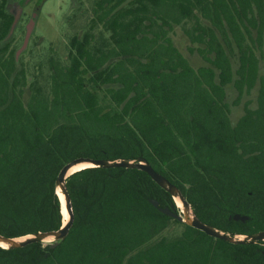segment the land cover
<instances>
[{
    "label": "trees",
    "instance_id": "obj_1",
    "mask_svg": "<svg viewBox=\"0 0 264 264\" xmlns=\"http://www.w3.org/2000/svg\"><path fill=\"white\" fill-rule=\"evenodd\" d=\"M9 1L0 0L2 237L61 228L55 179L79 158L143 159L202 223L231 235L264 231V0H95L87 31L68 39L67 63L50 48L32 76L24 52L15 59V36L4 40ZM174 26L208 66L181 55ZM229 84L237 100L257 87L256 107L247 102L235 125ZM65 187L73 215L65 239L0 247V264H264L263 241L230 244L183 223L180 237L158 239L176 220L149 200L178 209L142 170L88 167ZM235 214L248 220H229Z\"/></svg>",
    "mask_w": 264,
    "mask_h": 264
},
{
    "label": "rangeland",
    "instance_id": "obj_2",
    "mask_svg": "<svg viewBox=\"0 0 264 264\" xmlns=\"http://www.w3.org/2000/svg\"><path fill=\"white\" fill-rule=\"evenodd\" d=\"M94 0H31L29 4H23V0H10L8 2V8L11 10H20V15L18 20L19 24L12 36L16 38V45L21 48L23 44L24 35L26 32V27L33 20V30L30 34L28 47H33L32 54H28L24 49L21 54H23V60L26 64H30V74H36V69L33 64L38 62H45L46 55L49 54L50 48L53 53L59 58L61 63H67V51H68V39L74 35L78 34L81 36L84 34L89 25L90 17H92V7ZM40 6L39 15L32 11L33 6ZM12 13V11H10ZM36 13V12H35ZM13 14V13H12ZM189 25V24H187ZM100 27L97 28L96 33L100 31ZM255 34V33H254ZM109 33H104L103 37H107ZM169 38L172 40L174 46L181 52V55L189 62V64L194 68H200L203 66H208L206 62L202 60L199 53L190 50L192 46L188 39L183 33L181 26H174L172 31L169 33ZM237 56L238 52H233L231 56V62L233 70L237 67ZM259 75L264 78V39L262 44V57L259 58ZM31 76L29 81L31 82ZM238 90L229 84L226 87V102L230 106V119L231 123L235 125L243 113V108L247 102H249L252 108L256 107L255 96L257 87L248 92H243L241 94L240 100H237L239 94ZM177 207V205H176ZM178 213L180 209L177 207ZM183 224H176L173 220L168 222V226L163 230L158 239L164 238L166 240H172L174 238L180 237L183 231ZM54 239L50 238L48 241L43 242L41 245L45 247L49 245ZM264 242V241H263Z\"/></svg>",
    "mask_w": 264,
    "mask_h": 264
},
{
    "label": "water",
    "instance_id": "obj_3",
    "mask_svg": "<svg viewBox=\"0 0 264 264\" xmlns=\"http://www.w3.org/2000/svg\"><path fill=\"white\" fill-rule=\"evenodd\" d=\"M20 10L18 9V12L16 14H12L13 16V22L10 28V31L7 33L5 37V41L10 39L12 36L13 32L15 31L16 25L18 23V18L20 15ZM33 30V20H30V23L26 27V32L24 35L23 39V44L20 49H17L15 53V59L18 61L19 55L21 52L28 46L30 34ZM91 164V168H108V169H113V168H126V169H138L142 170L144 173L147 174V176L155 182L161 189L167 192L173 200L177 199V201L181 204L183 211H180V213H177L170 208H159L158 202L156 200L150 199L149 203L158 209L159 213H161L164 216H167L169 218H172L176 220L178 223H183L186 224L190 227H193L194 230L200 231L208 236H211V238L214 239H219L223 241H227L230 244H253L257 241H264V231H259L255 234H252L250 236H245V235H231L228 234V232L220 231L217 230L210 225H206L202 223L200 220H198L194 214L191 212V208L189 204L184 200V198L181 196V192L177 189L176 186L173 184L169 183L166 179H164L162 176H160L159 173L154 171L148 164H146L143 159H138L135 162H129L126 160H120V161H115V162H110L109 160H91V159H75L66 164L60 172H58V175L55 179V194L57 195L58 199L59 196L56 192V190L59 189L61 195L64 198L65 201V211L68 216L67 221L64 222L61 226V228L57 231H49L45 233H36L33 235H28L22 238H5L0 235V243L5 244L6 247H0L4 250L7 249H15V248H23L31 243H43L45 240H49L50 238H53L54 240L47 245L49 248H55L59 242L65 239V237L68 234V230L70 226L73 224V215L71 211V203L69 196L66 192V187H65V180L66 178L71 175L72 173L68 174V172L71 171L73 167H76L80 164ZM60 201V199H59ZM61 203V202H60ZM176 203V202H175ZM229 220H233L235 222L240 221V222H245L247 221L246 216H240L238 214L233 215ZM23 241H19L22 240Z\"/></svg>",
    "mask_w": 264,
    "mask_h": 264
},
{
    "label": "bare ground",
    "instance_id": "obj_4",
    "mask_svg": "<svg viewBox=\"0 0 264 264\" xmlns=\"http://www.w3.org/2000/svg\"><path fill=\"white\" fill-rule=\"evenodd\" d=\"M88 167H91V164H87V163H86V164H80V165H78V166H76V167H73V168L71 169V171L68 172V174H70V173H75V172H77V171H80V170L85 169V168H88ZM56 192H57V194H58V196H59V199H60V202H61V207H60L61 214H62V216H63V220H64V222H66L68 216H67L66 211H65V208H64V207H65V201H64V198H63V196L61 195L59 189L56 190ZM175 202H176L177 207H178L181 211H183V208H182L181 204L177 201V199H175ZM23 240H24V239L19 240V241H23ZM46 241H48V240H45L44 242H46ZM0 245H1L2 247H6L5 244H2V243H0Z\"/></svg>",
    "mask_w": 264,
    "mask_h": 264
},
{
    "label": "flooded vegetation",
    "instance_id": "obj_5",
    "mask_svg": "<svg viewBox=\"0 0 264 264\" xmlns=\"http://www.w3.org/2000/svg\"><path fill=\"white\" fill-rule=\"evenodd\" d=\"M30 1H31V0H23V4H26V5H27V4H29ZM94 2H95V0H94ZM94 2H93V7H94ZM93 7H92V9H93ZM8 9H9V8H8ZM92 9H91V10H92ZM10 11H12L13 14H16V12H18V10H14L13 8H12L11 10L9 9V13H10L11 16H12V13H11ZM32 11H33V12H34V11L36 12V13L34 12V13H32V14H33V15L36 14V15H35V18H37L36 16H38V15H39V12H40V6H36V5L33 6ZM21 15H22V14H21ZM21 15H20V17H21ZM12 17H13V16H12ZM92 17H93V14H92ZM92 17H90V19H91ZM19 20H20V18H19ZM19 20H18V23H17V25H16L15 30L18 29L17 26H18V24H19Z\"/></svg>",
    "mask_w": 264,
    "mask_h": 264
}]
</instances>
